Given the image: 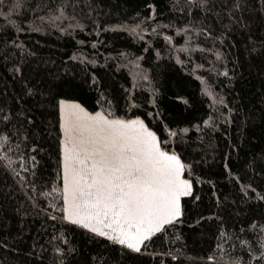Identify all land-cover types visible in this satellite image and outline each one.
Listing matches in <instances>:
<instances>
[{
    "label": "trees",
    "instance_id": "obj_1",
    "mask_svg": "<svg viewBox=\"0 0 264 264\" xmlns=\"http://www.w3.org/2000/svg\"><path fill=\"white\" fill-rule=\"evenodd\" d=\"M61 101L185 165L139 252L65 220ZM0 264H264V0H0Z\"/></svg>",
    "mask_w": 264,
    "mask_h": 264
},
{
    "label": "snow or ice",
    "instance_id": "obj_2",
    "mask_svg": "<svg viewBox=\"0 0 264 264\" xmlns=\"http://www.w3.org/2000/svg\"><path fill=\"white\" fill-rule=\"evenodd\" d=\"M61 108L74 110L64 126V190L71 192L65 219L139 252L181 215L180 198L191 194L190 182L181 178L185 165L161 150L142 121L108 120L64 102Z\"/></svg>",
    "mask_w": 264,
    "mask_h": 264
},
{
    "label": "rangeland",
    "instance_id": "obj_3",
    "mask_svg": "<svg viewBox=\"0 0 264 264\" xmlns=\"http://www.w3.org/2000/svg\"><path fill=\"white\" fill-rule=\"evenodd\" d=\"M61 102H64V104L65 105H79L78 103H76V102H71V101H61ZM61 102H60V114H61V128H62V141H63V150L65 151V141H66V135H65V131H64V126H65V123H66V117H67V115H68V113H70V112H72V111H74L73 109H70V108H64V110L62 111V108H61ZM80 106V105H79ZM80 108H82V109H84L82 106H80ZM84 111L85 112H87L85 109H84ZM89 115H92V116H95L96 115V113H94V114H91V113H89V112H87ZM97 113H101V112H97ZM102 115H103V113H101ZM106 119H108V120H122V121H125V122H129V121H133V120H139V121H142L141 119H139V118H131V119H114V118H108V117H106L105 115H103ZM143 122V121H142ZM143 125H144V127L145 128H147L146 126H145V124H144V122H143ZM136 127H138V125L136 126ZM149 131H151V132H153L151 129H149V128H147ZM154 133V132H153ZM156 135V134H155ZM156 138H157V136H156ZM158 140V139H157ZM72 145L71 144H68L67 145V147H71ZM162 150V149H161ZM130 154V153H129ZM169 155H173V154H170V153H168ZM174 155H176V154H174ZM177 156V155H176ZM178 157V156H177ZM179 158V157H178ZM180 160V159H179ZM181 162V161H180ZM88 164L90 165L91 163H89V161H88ZM182 179H184V177H183V174H182V177H181ZM190 182V181H189ZM191 184V183H190ZM183 197V196H182ZM181 197V198H182ZM181 198H180V200H181ZM67 220V219H66ZM93 222H95V221H93ZM101 226H103V225H101ZM96 227H98L97 225H96ZM145 228H147V225H145ZM116 235H117V233H116ZM139 247H140V245H139Z\"/></svg>",
    "mask_w": 264,
    "mask_h": 264
},
{
    "label": "crops",
    "instance_id": "obj_4",
    "mask_svg": "<svg viewBox=\"0 0 264 264\" xmlns=\"http://www.w3.org/2000/svg\"><path fill=\"white\" fill-rule=\"evenodd\" d=\"M64 156H65V151L63 150V144H62V172H63V183H64V189H65V182H64ZM89 163H91V161H89ZM65 197H67V199H68V201H69V205H70V202H71V192L69 191V192H65V190H64V201H65ZM65 207H66V204H65ZM65 215H66V213H65ZM66 220V219H65ZM67 222H69V220H66ZM70 223V222H69ZM94 224H95V222H93ZM78 225V224H77ZM80 226V225H79ZM97 226H98V228H103V226H101V225H99V224H97ZM83 228V227H82ZM84 229H86V228H84ZM87 231H89V232H91V233H93V234H95V235H97L95 232H92V231H90V230H88V229H86ZM104 231H106V232H109V234H111V235H116V233H112L111 232V230L110 229H107V228H104L103 229ZM118 234V233H117ZM97 236H99V235H97ZM100 237H104V236H100ZM105 238H107V237H105ZM119 244V243H118ZM121 245V244H120ZM121 246H124V247H126L127 249H129L126 245H121ZM141 246H142V244H140V248H141ZM129 250H132V249H129ZM133 251V250H132Z\"/></svg>",
    "mask_w": 264,
    "mask_h": 264
}]
</instances>
